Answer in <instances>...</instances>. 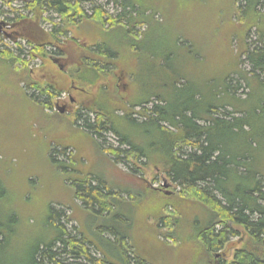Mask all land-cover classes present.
Returning a JSON list of instances; mask_svg holds the SVG:
<instances>
[{
	"label": "rangeland",
	"instance_id": "1",
	"mask_svg": "<svg viewBox=\"0 0 264 264\" xmlns=\"http://www.w3.org/2000/svg\"><path fill=\"white\" fill-rule=\"evenodd\" d=\"M148 1L158 10L148 12L156 15L145 41L142 39L151 24L136 26L135 33L127 39L120 25H102L90 18L95 7L101 8H96L100 10L98 14L104 11L105 20L110 16L116 18L123 7L113 2L108 5V0H94L93 5L83 4L89 19L71 26L68 34L59 37L62 56L55 54L57 47L50 46L46 49L48 57L33 58L34 50L28 41L11 38L13 20L20 14L28 16V11H24L20 0H13L11 5L0 0V51L10 52L14 57L0 56V178L9 193L1 211L37 217L54 209L71 217L67 224L69 232L75 233L74 227L79 226L87 237L98 240L96 228L104 225L126 236L130 242L129 254L136 256L132 246L147 261L145 264H196L203 250L194 238L190 223L198 212L192 207L183 216L177 214L180 224H176L172 218L176 213L174 207L169 204L168 211L162 210L164 197L169 196L172 204L182 209L191 207L188 199L178 197L180 188L153 165L135 163L131 171L115 164L98 142L105 147H117L116 138L108 133L99 139L88 132L85 120H93L94 116L88 115L87 109L96 101L100 86H107L125 103L150 94L176 103L172 100L173 82L182 80L187 85L190 82L200 90L204 83L215 81L222 88L220 83L228 75H231L230 91L244 99L249 89L236 73L242 68L250 77L252 66L247 61L241 62L245 59L239 56L246 49L264 50V0H259L252 11L248 10V0ZM45 17L46 32L52 26L63 28L66 24L61 16ZM72 36L77 39L70 42ZM132 40L140 50L131 45ZM97 46L106 56L116 54L117 58L111 60L101 55L102 66L104 60L115 65L109 66V72L88 88L76 78L83 74L85 63L92 60L91 49ZM19 47L22 54L17 50ZM151 53L157 57L154 63L149 59ZM54 59H59L63 68ZM31 79L43 88L54 87L56 98L44 102L39 90L27 87ZM251 84L254 97L260 99L264 90L255 80ZM31 96L39 103L33 102ZM202 96L203 103L211 101L205 92ZM61 107L65 108L63 114ZM139 110L132 115L137 120L141 119ZM129 129L121 127L126 134H132ZM59 163L68 168L63 169ZM69 176L78 180L93 176L105 183L116 194L110 196L115 206L110 215L99 218L89 214L94 211L76 199L74 186L67 181ZM165 181L171 185L167 190L169 196L164 189ZM243 237L232 239L217 259L232 261L235 252L243 246L241 240L246 238Z\"/></svg>",
	"mask_w": 264,
	"mask_h": 264
},
{
	"label": "trees",
	"instance_id": "2",
	"mask_svg": "<svg viewBox=\"0 0 264 264\" xmlns=\"http://www.w3.org/2000/svg\"><path fill=\"white\" fill-rule=\"evenodd\" d=\"M3 1L11 5L13 0ZM20 1L28 16L20 14L13 20L11 38L28 41L34 50L33 58L48 57L46 49L50 46L57 47L55 54L62 56L63 44L59 37L68 34L71 26L86 22L89 18L83 4L94 3V0ZM111 2L123 7L116 18L110 16L105 20L104 11L98 14L100 7H95L90 18L97 19L102 25H120L127 39L135 33L136 26L151 24L142 39L145 41L156 15L148 12L158 8L153 3L147 4L148 0H108V5ZM258 2L248 0V10L252 11ZM52 14L61 16L70 27L66 24L63 28L52 26V30L46 32L43 27L45 16ZM124 21L126 25L122 23ZM75 39L77 37L72 36L70 42ZM135 43V40L131 41V45L140 50ZM17 50L22 54V47ZM91 50L92 60L85 63L83 74L76 78L88 88L98 83L109 66L115 65L104 60L102 66L101 55L106 56V53L100 46ZM0 56L13 57L7 51H0ZM106 57L115 60L117 55ZM239 57L245 59H240L241 62L247 61L252 66L250 77L242 68L236 73L249 89L244 99L230 91L231 75H228L220 83L222 88L215 81L204 83L200 90L190 82L187 85L182 80L172 81L175 95L172 100L176 103L156 94L125 103L107 86H100L96 101L87 109V114L94 116L93 120H85L88 132L99 139L108 133L116 138L117 147H105L98 142L115 164L129 167L131 171H134L135 163L153 165L180 188L178 197L188 199L191 207L182 209L172 204L169 196L164 197L162 210L166 212L169 204L173 206L176 213L172 218L176 224H180L177 214L183 216L192 207L198 212L190 223L194 238L203 250L196 264H264V94L256 99L251 84L255 80L264 90V77L258 73L264 74V50L246 49ZM156 58L152 53L149 55L152 63ZM29 81L27 87L39 90L44 102L56 98L54 87L43 88L33 79ZM203 92L210 97L209 103L202 102ZM30 99L39 103L33 96ZM137 108L140 109L137 113L140 120L132 116ZM121 127L130 128L132 134H126ZM58 166L68 168L64 163ZM67 181L72 182L76 199L94 211L89 214L99 218L110 215L115 207L111 197L116 194L105 183L93 176L81 180L69 176ZM2 183L0 178V264L147 263L132 246L136 256L129 254L130 242L126 236L104 225L96 228L98 241L94 236L87 237L79 226L74 227L75 233L69 232L67 224L72 219L64 212L53 209V212H44L37 217L21 212H2V202L9 196ZM243 235L246 237L241 240L243 246L235 252L232 261L217 259L232 239Z\"/></svg>",
	"mask_w": 264,
	"mask_h": 264
},
{
	"label": "water",
	"instance_id": "3",
	"mask_svg": "<svg viewBox=\"0 0 264 264\" xmlns=\"http://www.w3.org/2000/svg\"><path fill=\"white\" fill-rule=\"evenodd\" d=\"M54 62L57 63L61 68H63V66L60 65V60H59V59H54ZM59 110H60V113H62V114H63L64 111H65V109H63V108H60ZM170 187H171V185L168 184V183H166V181H165L164 189H166V194H167L168 196L171 194L169 191H167Z\"/></svg>",
	"mask_w": 264,
	"mask_h": 264
},
{
	"label": "flooded vegetation",
	"instance_id": "4",
	"mask_svg": "<svg viewBox=\"0 0 264 264\" xmlns=\"http://www.w3.org/2000/svg\"><path fill=\"white\" fill-rule=\"evenodd\" d=\"M61 108H63V107H61ZM63 109H65V108H63Z\"/></svg>",
	"mask_w": 264,
	"mask_h": 264
}]
</instances>
